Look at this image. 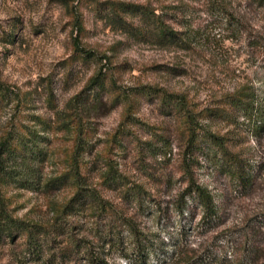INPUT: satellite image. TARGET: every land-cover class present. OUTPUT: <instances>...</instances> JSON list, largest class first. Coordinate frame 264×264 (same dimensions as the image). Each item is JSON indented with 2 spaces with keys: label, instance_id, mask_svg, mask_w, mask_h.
Returning a JSON list of instances; mask_svg holds the SVG:
<instances>
[{
  "label": "rangeland",
  "instance_id": "374dc122",
  "mask_svg": "<svg viewBox=\"0 0 264 264\" xmlns=\"http://www.w3.org/2000/svg\"><path fill=\"white\" fill-rule=\"evenodd\" d=\"M159 20L177 43L147 31ZM0 71V144L13 149L0 196L21 224L0 233V264H126L132 229L230 263L247 238L264 246V124L232 103L248 91L264 109V0H0ZM210 133L253 171L248 185ZM79 166L104 201L80 214L68 207ZM111 168L116 184L105 181ZM193 179L214 197L209 229L192 199L179 213Z\"/></svg>",
  "mask_w": 264,
  "mask_h": 264
},
{
  "label": "trees",
  "instance_id": "16d2710c",
  "mask_svg": "<svg viewBox=\"0 0 264 264\" xmlns=\"http://www.w3.org/2000/svg\"><path fill=\"white\" fill-rule=\"evenodd\" d=\"M121 7L125 12H141L147 20L154 19L156 17V14L151 9L143 5L134 3H121ZM147 31H149V33H152L154 36H157L160 41L175 43L179 41L177 32L168 27L165 23L161 22V20L156 23L154 29ZM75 46L81 52L90 54V52L83 48L77 40H75ZM97 83L99 84L100 82ZM4 91L5 88L0 71V95H3ZM165 95L170 99L173 97V95L170 93H166ZM239 96L244 98H238L237 96L233 99L232 103L240 109H243L246 116H249L251 118L254 117L259 120L260 124H264V109L258 102H256L251 93H248V91H241L239 93ZM175 105L180 109H186L188 107L183 97H177ZM185 115V121L186 123H188L186 130H188L187 132L189 133L190 137L189 144L195 145L196 131H194L192 127V124L194 123L193 116L191 115V112L189 110ZM210 137H212L215 142L219 143L223 147L224 160L228 164L230 173H232V175L237 179L238 183L241 186L248 185L253 179V171L250 169V167L247 166L245 164V161L236 153H232L227 148H225L219 136L210 133ZM12 151L13 149L12 145H10V139L5 140V142H1L0 182L5 170V166L3 164L5 163V161H7L5 155H10ZM112 171L113 170L111 168L106 174L105 181H108V183L110 184H116L120 179V175L118 173H113ZM74 175L76 177V180H78L79 190L77 192V197H75L69 203L68 207H74L73 202L78 203L80 214L84 210V208L92 206L91 204L93 203L98 202L99 204H103V199L94 188L83 185L82 180L84 176H82L81 174L80 166ZM129 191H131V189L126 190V192ZM188 198L192 199L198 206L202 207L203 209L201 226L208 229L213 226L212 224L217 221L218 211L216 209L214 197L210 190L197 183L194 179L191 180L182 195L183 202H181L178 208L179 213L182 215H185L188 212L192 211V209H189L188 207V200H190ZM3 203L4 200L0 196V233L6 234L10 237H14V229H20L21 224H19L18 221L9 216V214L5 211ZM203 227L201 229H203ZM186 232V228H183L179 233L184 237ZM132 233L134 234V242L131 246V249L128 250V252H126L124 255L126 264H264V246L251 243L250 238H247V240L245 241L246 244L244 246L243 252L241 253V258L235 263H230L225 261L226 256L220 257L218 253H214L210 249L202 251L201 253H198V251L196 252L195 250H191L192 252H190L189 250L184 252V246H181L179 239L173 240L171 244H169L170 241H168V243L164 241V244H159V242L158 244H156L155 240L152 239V237L148 234L138 231L137 229H132ZM33 240L30 239V241ZM33 243L36 247L37 242L34 241ZM169 245H171L172 247L168 248ZM88 259L89 264H96L99 261V264H110L106 260L98 258L97 256H91V258Z\"/></svg>",
  "mask_w": 264,
  "mask_h": 264
}]
</instances>
